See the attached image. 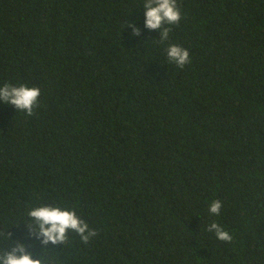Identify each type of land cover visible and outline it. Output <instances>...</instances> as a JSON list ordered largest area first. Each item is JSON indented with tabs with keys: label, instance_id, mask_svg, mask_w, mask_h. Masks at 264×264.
Wrapping results in <instances>:
<instances>
[{
	"label": "trees",
	"instance_id": "obj_1",
	"mask_svg": "<svg viewBox=\"0 0 264 264\" xmlns=\"http://www.w3.org/2000/svg\"><path fill=\"white\" fill-rule=\"evenodd\" d=\"M147 2L0 0V86L41 91L0 100V264H264V0H177L154 30ZM39 207L97 235L45 244Z\"/></svg>",
	"mask_w": 264,
	"mask_h": 264
},
{
	"label": "clouds",
	"instance_id": "obj_2",
	"mask_svg": "<svg viewBox=\"0 0 264 264\" xmlns=\"http://www.w3.org/2000/svg\"><path fill=\"white\" fill-rule=\"evenodd\" d=\"M146 10V27L149 29H159L165 23L168 25L178 24L181 20V12L177 5V0H148L144 5ZM135 34H139L138 29H134ZM169 29L165 28L162 38H167ZM171 61L175 62L180 68L190 63V53L187 49L179 45H171L167 52ZM41 91L36 87L27 85L14 86L4 84L0 86V100L6 104L14 106L18 111L26 112L27 115L33 114L34 108L38 104ZM222 202L213 201L209 207V213L219 215ZM30 216L39 223V232L44 237V243L53 244L63 242L66 239L68 230H74L80 234L82 239L87 242L91 236H96L95 231H90L89 226L76 214L75 210L61 209L59 207H39L30 212ZM215 229L216 237L224 242H230L232 236L218 223L209 226V232ZM87 233V234H86ZM23 249H13L6 257L2 258V264H42L39 259H34L31 254L17 255Z\"/></svg>",
	"mask_w": 264,
	"mask_h": 264
}]
</instances>
